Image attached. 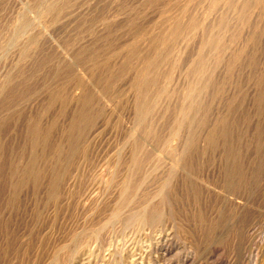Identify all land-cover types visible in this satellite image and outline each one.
I'll return each mask as SVG.
<instances>
[{"label": "rangeland", "instance_id": "obj_1", "mask_svg": "<svg viewBox=\"0 0 264 264\" xmlns=\"http://www.w3.org/2000/svg\"><path fill=\"white\" fill-rule=\"evenodd\" d=\"M0 264H264V0H0Z\"/></svg>", "mask_w": 264, "mask_h": 264}, {"label": "bare ground", "instance_id": "obj_2", "mask_svg": "<svg viewBox=\"0 0 264 264\" xmlns=\"http://www.w3.org/2000/svg\"><path fill=\"white\" fill-rule=\"evenodd\" d=\"M259 14V13H258ZM258 16V15H257ZM101 73V72H100ZM115 92V91H114ZM80 116V115H79ZM222 143V142H221ZM180 149V148H179ZM248 163V162H247ZM90 194V193H89Z\"/></svg>", "mask_w": 264, "mask_h": 264}]
</instances>
